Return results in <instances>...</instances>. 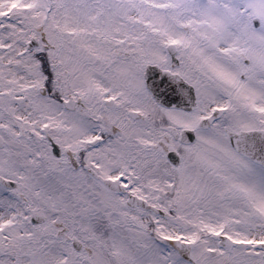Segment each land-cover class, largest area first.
<instances>
[{
    "label": "snow or ice",
    "instance_id": "1",
    "mask_svg": "<svg viewBox=\"0 0 264 264\" xmlns=\"http://www.w3.org/2000/svg\"><path fill=\"white\" fill-rule=\"evenodd\" d=\"M0 264H264V0H0Z\"/></svg>",
    "mask_w": 264,
    "mask_h": 264
}]
</instances>
